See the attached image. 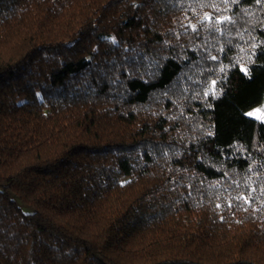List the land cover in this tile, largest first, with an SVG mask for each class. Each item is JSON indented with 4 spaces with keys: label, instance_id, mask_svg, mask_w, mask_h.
I'll use <instances>...</instances> for the list:
<instances>
[{
    "label": "trees",
    "instance_id": "trees-1",
    "mask_svg": "<svg viewBox=\"0 0 264 264\" xmlns=\"http://www.w3.org/2000/svg\"><path fill=\"white\" fill-rule=\"evenodd\" d=\"M264 0H0V264H264Z\"/></svg>",
    "mask_w": 264,
    "mask_h": 264
},
{
    "label": "rangeland",
    "instance_id": "rangeland-1",
    "mask_svg": "<svg viewBox=\"0 0 264 264\" xmlns=\"http://www.w3.org/2000/svg\"><path fill=\"white\" fill-rule=\"evenodd\" d=\"M249 113H252V115H249ZM247 115L255 119H258L260 121H264V100L261 104H259L255 108L249 110L247 112Z\"/></svg>",
    "mask_w": 264,
    "mask_h": 264
},
{
    "label": "snow or ice",
    "instance_id": "snow-or-ice-1",
    "mask_svg": "<svg viewBox=\"0 0 264 264\" xmlns=\"http://www.w3.org/2000/svg\"><path fill=\"white\" fill-rule=\"evenodd\" d=\"M249 115H252V113H249Z\"/></svg>",
    "mask_w": 264,
    "mask_h": 264
}]
</instances>
